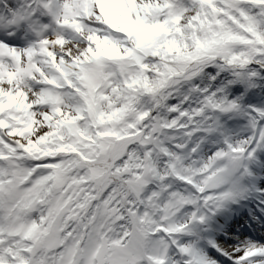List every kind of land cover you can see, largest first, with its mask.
I'll return each instance as SVG.
<instances>
[{
  "label": "snow or ice",
  "instance_id": "snow-or-ice-1",
  "mask_svg": "<svg viewBox=\"0 0 264 264\" xmlns=\"http://www.w3.org/2000/svg\"><path fill=\"white\" fill-rule=\"evenodd\" d=\"M0 264H264V0H0Z\"/></svg>",
  "mask_w": 264,
  "mask_h": 264
}]
</instances>
